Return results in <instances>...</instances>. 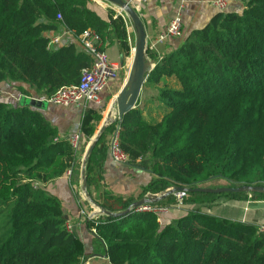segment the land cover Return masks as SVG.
<instances>
[{
  "label": "trees",
  "instance_id": "1",
  "mask_svg": "<svg viewBox=\"0 0 264 264\" xmlns=\"http://www.w3.org/2000/svg\"><path fill=\"white\" fill-rule=\"evenodd\" d=\"M229 1L243 2L242 11L217 12L150 72L146 82L169 77L177 83L159 89L169 111L149 122L136 106L106 127L88 160L87 188L101 178L94 168L102 167L116 129L128 165L153 174L141 196L176 184L199 187L215 178L230 186L264 185V0ZM93 5L0 0V83H17L22 94L27 91L20 84H26L46 97L77 85L92 57L74 43L50 45L47 34L63 27L78 39L91 29L104 43L110 22ZM116 23L123 39L120 17ZM147 56L153 58L149 50ZM101 120L99 110H85L81 143ZM76 156L37 108L0 101V264H81L83 243L67 229L59 199L35 185L61 176ZM221 194L264 199V193ZM221 194L187 193L185 213L161 223L152 212L132 209L118 219L101 214L87 226L103 243L109 264H264V232L257 224L202 211ZM102 196L99 204L110 211L115 204L123 210L133 203ZM175 201L172 194L154 204L172 208Z\"/></svg>",
  "mask_w": 264,
  "mask_h": 264
},
{
  "label": "crops",
  "instance_id": "2",
  "mask_svg": "<svg viewBox=\"0 0 264 264\" xmlns=\"http://www.w3.org/2000/svg\"><path fill=\"white\" fill-rule=\"evenodd\" d=\"M213 1L214 0H145L140 3V10L138 13L145 26L147 46H149L151 41L159 33L166 29L167 25L174 16L180 14L181 17V38H168L162 44L157 45L156 48L147 47L149 48L147 50L153 54V58L148 57L153 66L161 62L169 53L175 50L188 33H190L193 29L201 28L206 25L212 16L219 12L218 8L212 4ZM92 2L94 4L93 6L95 11L102 18L108 19L110 22L109 35L105 38L103 48L109 59L119 66L116 78L111 80L107 87L99 94L98 101L88 102L86 104L82 103L80 105L70 107H62L46 103L45 108H42L32 105L29 101L31 99L41 100L44 95L37 93L35 89L26 84L20 85H22V87L27 91V94H22L18 90L7 92L2 91V95L4 93L7 95V97L3 95L4 98H2L0 94V101L2 102L10 104L24 103L37 108L42 115L57 128L58 136L62 139H68L73 128L77 124L81 125L86 109L99 110L104 118L106 111L103 114L102 106L106 102L108 107H110L106 116H111L113 114L112 112L115 111V109L112 108L113 100L126 83L131 71L135 46V34L131 21L126 14L114 4L105 0H92ZM243 6V2L227 0L226 10L241 12ZM119 17L121 18L120 28L124 31L123 39L120 38L122 36L118 34L117 30L118 23H116V20H118ZM47 35L50 39H57V41L53 42L52 45L62 46L74 43L77 49L82 50L81 45L78 43V39H76L63 27H59L56 31L49 32ZM167 80H170L172 83H176L174 78L169 77H163L158 84L150 82L144 83L140 92L139 100L136 104V106L141 110L144 118L150 111H153V108L159 109L160 105H164L162 101L159 100L158 96L159 89L167 84ZM17 85L19 84L13 83L12 81H3L0 83V89L6 86H11L12 88L17 89ZM168 111L158 113V119L156 120L146 119V121H158ZM84 141L85 139L82 138L80 148L76 152L77 156L75 157V161L70 169L49 182H37V184L44 188L50 195L59 199L66 222L71 225L72 231L76 232L83 243V264H109L107 256L104 253L105 247L103 243L87 226V217L91 214H88L85 211L88 210V208L84 205V203L89 205L90 200L89 202L87 201L89 198L95 202L101 203L103 200V193H109L122 199H133L134 202L148 194L147 192L141 196L143 189L154 177L149 168L142 166L133 167L127 163L117 164L113 162L107 150L105 159L101 162L102 167L100 166L99 168L98 166H95L94 168L95 172H101L100 180L96 182V185H92L87 188L88 194L89 191L91 193V195L89 194L88 199H86L85 196L84 198H80L78 194L83 191L81 183V170L83 164L82 158L84 157V149L86 147ZM79 188H81L80 191ZM226 202L237 205L241 210L231 212L230 210H227L223 212L224 214L218 213L217 215L229 219L251 222L254 224H264V199L253 200L248 198L244 204H242L241 199H227ZM216 203L217 201L213 204ZM113 209L114 211L122 210L116 204L113 205ZM185 211L186 210L183 209L182 214H184ZM92 213H94V211ZM182 214H174V216L171 215L170 219L171 217H178Z\"/></svg>",
  "mask_w": 264,
  "mask_h": 264
},
{
  "label": "built area",
  "instance_id": "3",
  "mask_svg": "<svg viewBox=\"0 0 264 264\" xmlns=\"http://www.w3.org/2000/svg\"><path fill=\"white\" fill-rule=\"evenodd\" d=\"M133 8L138 12L140 10V3L145 0H128ZM219 11H224L227 8V0H214L212 2ZM60 18V16H58ZM182 36V22L180 14L174 16L166 29L159 33L149 44L150 48H156L157 45L162 44L168 38H181ZM82 50L86 51L93 59L92 66L81 72L80 81L77 85L64 86L57 90L50 97L44 96L41 101H46L53 105L62 107H70L80 105L82 103L97 102L99 94L107 87L109 82L116 78L119 66L112 62L106 51L103 48V43L97 33L91 29L84 31L80 38H78ZM57 39H51L50 45L56 42ZM149 49V48H148ZM80 124H77L72 132L69 134L68 140L72 148L77 152L81 145V130ZM108 152L113 162L117 164H126L128 156L119 147V133L116 129L108 140ZM187 192L173 193L175 203L173 206L177 208L182 205V200ZM171 208L169 206L156 205L154 203H145L141 207L135 209L139 212H152L157 215L158 221H163V216L168 213ZM93 214L88 219H93ZM95 219V218H94ZM69 231H72L70 224L66 223ZM258 231L264 232V224H257Z\"/></svg>",
  "mask_w": 264,
  "mask_h": 264
},
{
  "label": "water",
  "instance_id": "4",
  "mask_svg": "<svg viewBox=\"0 0 264 264\" xmlns=\"http://www.w3.org/2000/svg\"><path fill=\"white\" fill-rule=\"evenodd\" d=\"M105 1L117 6L129 18L134 29L135 46H134L131 71L128 76V79L113 100L112 108L115 109L114 115L117 118H112V115L104 116L102 122L98 126V129L96 130L90 144L88 145L84 153L82 170H81V179H82L81 183H82V190L87 198H89V194L87 192L86 169L93 148L95 147L100 136L105 131L106 127H108L110 124L118 120H121L124 114H126L127 112H129L130 110L136 107V104L139 100L141 89L144 83L148 80V76L150 72L154 68L151 60L147 56V49H148L147 34L144 23L139 13L133 8V6L129 3L128 0H105ZM30 102L32 105L38 107H42L43 103L45 104L47 103L46 101L35 100V99H31L29 103ZM133 167H138V166H133ZM177 192H187V193L201 192V193H211V194L241 193V192H245L249 194L264 193V185L243 184L240 186L231 185V186H224L217 188H207V187L190 188L176 184L158 194L148 193L143 198L134 201L130 207L119 211H110L105 207L101 206L99 203L94 202L90 198L89 200L91 204L96 206V208L99 210L101 214L118 219L120 217L126 216L127 214L130 213L132 209H137L142 205H144L145 203L158 202L159 200L164 199L165 197ZM73 233L76 234L75 231H73Z\"/></svg>",
  "mask_w": 264,
  "mask_h": 264
},
{
  "label": "rangeland",
  "instance_id": "5",
  "mask_svg": "<svg viewBox=\"0 0 264 264\" xmlns=\"http://www.w3.org/2000/svg\"><path fill=\"white\" fill-rule=\"evenodd\" d=\"M176 82V81H175ZM166 85H169V86H172V87H177V83H172L170 80H167V84ZM2 91L4 92H7V91H17V89L15 88H12L11 86H6V87H3L2 89H0V94H1V97L6 96L5 93L2 95ZM19 91V90H18ZM20 92V91H19ZM7 99V98H6ZM9 100V99H7ZM10 101V100H9ZM163 103V102H162ZM164 104V103H163ZM46 104L43 103L42 105V108H45ZM110 107H108V104L105 102V104L102 106V111H103V114L105 111L109 110ZM169 108L164 104L163 106L160 105V108L159 109H155L153 108V111H150L146 116H145V120H156L158 119V116L157 114L158 113H164L166 111H168ZM112 118H117L114 114L112 116ZM102 120H103V116H102ZM102 120L100 121V123L102 122ZM99 123V125H100ZM98 125V126H99ZM98 129V127H97ZM94 136V135H93ZM93 136L88 140V141H84V143L86 144V147H85V151L88 147V145L90 144ZM85 153V152H84ZM83 159V158H82ZM36 186H39L37 183L35 184ZM224 186H230V183L228 181H225L224 179H221V178H216V179H211V180H208L206 182H203L202 184L199 185V187H207V188H217V187H224ZM81 188H79V191H80ZM79 193V192H78ZM78 196L80 198H84L85 194L83 191H81ZM86 199H88L86 196H85ZM228 199V197L224 196L223 194H221L218 198H217V203L216 204H213L211 206H203L201 209L202 211L204 212H208V213H215L214 215H217L218 213H223L227 210H230L231 211H240V207H238L237 205L233 204V203H227L226 200ZM83 200V199H82ZM242 200V204L245 203L246 200L248 199H241ZM89 202V199L87 200ZM219 202V203H218ZM85 206H87L88 210H85L88 214H91L90 216H92L93 214L95 215L94 218H98L101 213L99 212V210L96 208V206H94L93 204H91L89 202V205L87 203H84ZM92 206V207H91ZM183 206H186L187 208H189L190 205H180L178 208L175 206H173L171 208V210L168 211V213L166 215L163 216V219L164 218H169L170 219V216H174V214H177V215H180L182 214L183 212V209L182 207ZM94 211V213H92ZM224 214V213H223ZM89 216V217H90ZM219 216V215H218ZM87 217V218H89ZM172 218V217H171ZM85 258V257H84ZM81 264H83V261H81Z\"/></svg>",
  "mask_w": 264,
  "mask_h": 264
},
{
  "label": "bare ground",
  "instance_id": "6",
  "mask_svg": "<svg viewBox=\"0 0 264 264\" xmlns=\"http://www.w3.org/2000/svg\"><path fill=\"white\" fill-rule=\"evenodd\" d=\"M104 116H106V114Z\"/></svg>",
  "mask_w": 264,
  "mask_h": 264
}]
</instances>
